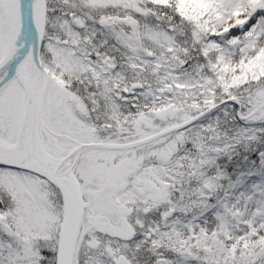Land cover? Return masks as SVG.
I'll use <instances>...</instances> for the list:
<instances>
[{
    "label": "snow or ice",
    "instance_id": "6c2138e0",
    "mask_svg": "<svg viewBox=\"0 0 264 264\" xmlns=\"http://www.w3.org/2000/svg\"><path fill=\"white\" fill-rule=\"evenodd\" d=\"M0 264H264V0H0Z\"/></svg>",
    "mask_w": 264,
    "mask_h": 264
}]
</instances>
